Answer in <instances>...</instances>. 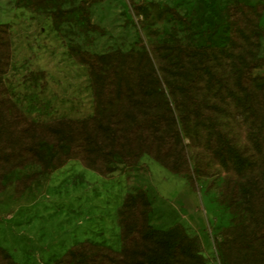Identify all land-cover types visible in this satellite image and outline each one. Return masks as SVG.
Returning <instances> with one entry per match:
<instances>
[{
    "label": "rangeland",
    "instance_id": "374dc122",
    "mask_svg": "<svg viewBox=\"0 0 264 264\" xmlns=\"http://www.w3.org/2000/svg\"><path fill=\"white\" fill-rule=\"evenodd\" d=\"M16 1L0 0V119L34 147L0 162V264H80L68 252L80 243L97 251L93 264H153L164 246L152 229L176 223L197 236L201 255L181 252L177 264H220L225 229L252 225L249 191L264 199V64L243 71L264 56V0H240L236 16L235 0ZM174 43L203 45L226 79L210 86L201 76L194 88L215 103L223 137L188 119L179 131L194 168L186 176L146 153L133 165L103 158V129L111 120L121 129L119 117L149 100L150 67L181 96L191 70L178 68ZM71 129L91 136L65 158Z\"/></svg>",
    "mask_w": 264,
    "mask_h": 264
},
{
    "label": "trees",
    "instance_id": "16d2710c",
    "mask_svg": "<svg viewBox=\"0 0 264 264\" xmlns=\"http://www.w3.org/2000/svg\"><path fill=\"white\" fill-rule=\"evenodd\" d=\"M36 1V0H31ZM17 5L27 4L25 0H17ZM83 14H87L84 3H79ZM243 6L240 0L229 7V14L236 16L238 10ZM72 10L69 8H55L54 15L68 14ZM236 19V17H234ZM4 25L0 23V71L2 70L3 58L6 55L4 49ZM174 58L178 68L187 73L191 70V78L181 86V96L175 94L172 83L162 86L158 75L153 67H150L148 77L150 88L146 93L148 101H139L138 110L132 112L129 119L119 117L121 129L112 126L114 120L108 124V133L103 129V149L101 156L107 159L110 156L119 157L126 165L137 163L142 154H149L161 165L171 168L183 176L189 175L194 168L188 160L187 153L182 148L179 131H185L190 117L197 121L206 120L208 126L217 132L221 137L223 133L217 126L213 117V110L217 107L213 101L202 97L194 88L201 76H206L208 85L220 84L227 86L226 79L220 72L215 70L208 62V52L203 45L174 43ZM193 63L191 69L189 64ZM264 64V56L249 59L243 66V71L255 65ZM103 88L101 89V99L103 108H107L110 99L107 94L108 74L103 76ZM169 94L166 95L165 93ZM1 102V99H0ZM119 112V111H115ZM1 113V112H0ZM183 125V128H182ZM79 129H71L65 132L68 137L69 147L65 153V158L73 153L80 152L81 146L89 136L81 138L78 136ZM139 134L136 136L135 134ZM22 133L12 125L11 119L5 114L0 119V162L8 161L20 153L22 148H33L34 141L21 138ZM171 153L168 155V151ZM85 156V155H83ZM248 206L252 225L248 230L242 226L235 225L226 228L221 241H217L216 249L220 258V264H264V199L262 193L256 190L249 191ZM162 239L163 249L156 251L152 256L153 264H177L178 255L181 252L189 253L192 256L201 257L196 251V235H189L181 223L169 226L165 230L152 229ZM68 252L76 256L80 264H93L92 260L97 255V251L92 250L86 244L80 243L69 247ZM243 252H246L242 254Z\"/></svg>",
    "mask_w": 264,
    "mask_h": 264
}]
</instances>
